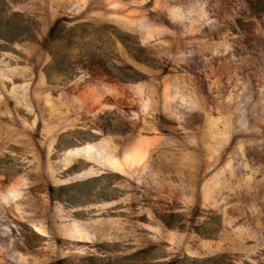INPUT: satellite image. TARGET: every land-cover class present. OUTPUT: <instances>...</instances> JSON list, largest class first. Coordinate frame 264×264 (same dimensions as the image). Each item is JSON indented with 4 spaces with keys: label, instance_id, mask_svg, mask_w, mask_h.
<instances>
[{
    "label": "rangeland",
    "instance_id": "obj_1",
    "mask_svg": "<svg viewBox=\"0 0 264 264\" xmlns=\"http://www.w3.org/2000/svg\"><path fill=\"white\" fill-rule=\"evenodd\" d=\"M6 36L0 264H264L263 4L0 0Z\"/></svg>",
    "mask_w": 264,
    "mask_h": 264
},
{
    "label": "trees",
    "instance_id": "obj_2",
    "mask_svg": "<svg viewBox=\"0 0 264 264\" xmlns=\"http://www.w3.org/2000/svg\"><path fill=\"white\" fill-rule=\"evenodd\" d=\"M246 2L248 3V5L250 6V8L254 9V10H257V8H259L262 4L264 5V0H246ZM14 17V16H13ZM11 19V22L14 23V20L12 18H9ZM7 23H10V20H8V17H6V25ZM16 23V22H15ZM27 25V24H26ZM62 26L61 23H56L54 25V27H52L49 31V34H48V38H47V44L49 46V48H52L53 47V44H55L58 40H61V37H58V34L60 32L59 30V27ZM62 28V27H61ZM25 29H28L27 26ZM11 30L9 29L8 31H6L7 33L10 32ZM6 33V34H7ZM77 38V36H74L72 37V41L73 42H69L68 43V47L62 57V59H69L71 60V53H72V50L71 48L73 47H77V46H74L75 43H74V40ZM1 40H13L12 37H0ZM67 40V39H66ZM79 41H82V37H79L78 38ZM52 46V47H51ZM50 55L55 58V53L50 51ZM54 61V59H53ZM110 61L107 59H105V61H102L101 64L104 66V67H107L106 64H109ZM74 64L72 61H71V66L74 67ZM111 67H114L115 68V71H105V76L110 79V80H118V81H134V80H137L136 77L132 74H134V70L131 68V67H122V66H116L114 64L111 63ZM133 260V263H130V261ZM138 260L136 257H132L131 259L129 258H123V259H119V260H108L107 261V264H183L182 261H178V260H175V261H171V262H168V263H139ZM212 259H208L207 262H211ZM197 261H193L192 264H196Z\"/></svg>",
    "mask_w": 264,
    "mask_h": 264
}]
</instances>
